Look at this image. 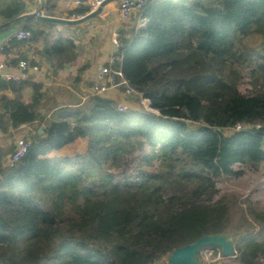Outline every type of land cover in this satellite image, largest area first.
I'll use <instances>...</instances> for the list:
<instances>
[{
  "label": "trees",
  "instance_id": "trees-1",
  "mask_svg": "<svg viewBox=\"0 0 264 264\" xmlns=\"http://www.w3.org/2000/svg\"><path fill=\"white\" fill-rule=\"evenodd\" d=\"M25 9L19 0L0 7V31L31 33L3 47L11 65L37 66L17 53L40 40L39 57L56 68L76 59L73 39L52 40L33 19L14 21ZM88 12L82 6L67 17ZM137 14L147 21L120 32L114 68L159 114L120 110L118 99L96 94L49 116L43 83L0 75V131L43 127L30 132L27 154L12 167L5 158L16 145L0 143V264H168L177 248L225 232L236 249L222 256L228 264H264V230L239 233L228 223L230 204L212 200L213 177L264 163V85L244 92L239 83L251 57L242 40L264 41V0H149ZM145 146L157 151L159 173L115 182L113 161Z\"/></svg>",
  "mask_w": 264,
  "mask_h": 264
},
{
  "label": "crops",
  "instance_id": "crops-1",
  "mask_svg": "<svg viewBox=\"0 0 264 264\" xmlns=\"http://www.w3.org/2000/svg\"><path fill=\"white\" fill-rule=\"evenodd\" d=\"M19 1L25 5L26 9L24 14L49 10L54 11L59 17L70 18L67 17V14L70 10L74 9L67 6L69 0ZM90 1L91 0H85L87 3L83 6H89ZM10 2H12V0H0V7ZM51 6L54 7L51 8ZM120 6V0H111L103 6L102 11L97 16L76 25L55 24L54 26H48L45 22L33 18V24H38L44 30L49 31L52 40L59 36H63L73 39L77 44L78 55L76 59L65 63L61 68H56L57 66L55 64L40 58V55L37 53L43 48V41L32 42L29 46H26V48L19 49V53L17 54L23 53L27 59L35 60L38 63L37 69H30L28 72L23 73L18 70L17 66L11 65L7 71L8 73L10 72L14 78L31 77L34 81L44 84L47 92V99L49 100V116L57 107H73L77 104L81 105L84 103L86 100H83L82 97L88 96L93 84L99 81L101 67L106 65L110 59L114 50V40L118 38L120 32L127 31L134 27L142 28L145 25L147 19L137 14V12L130 18L123 19L119 14ZM4 22V19L0 17V27ZM10 28L12 27L8 26L3 28L0 32ZM20 29H22V27ZM6 44H8L6 40H0V52L2 58L5 59H7V57L2 53V49ZM15 54L16 51H14L13 56H15ZM18 56L19 55H17V57ZM120 91V87H118L110 89L100 95L118 99L121 97L119 95ZM4 94L10 98L14 97L10 91H5ZM25 126L29 134L30 131L35 130L34 125H22L18 129L9 128V132L14 133ZM9 132L4 134L0 131L1 145H5L4 141L9 140L5 138L7 135H11ZM15 143L16 140L14 141V145Z\"/></svg>",
  "mask_w": 264,
  "mask_h": 264
},
{
  "label": "rangeland",
  "instance_id": "rangeland-1",
  "mask_svg": "<svg viewBox=\"0 0 264 264\" xmlns=\"http://www.w3.org/2000/svg\"><path fill=\"white\" fill-rule=\"evenodd\" d=\"M243 45L251 47L250 61L241 67L239 77L241 90L247 92L264 85V41L261 36L252 35L242 40L241 46ZM119 95L121 96L118 98L120 110H124L126 107L136 111L150 110V103L146 101L147 99L142 97L137 99L135 94L126 95V90H121ZM154 112L159 114L158 110L154 109ZM189 125L193 130L200 127L198 123H190ZM40 126L41 124L38 123L34 125V129ZM245 127L249 128L250 126ZM239 129L240 127L228 129L225 134L230 135ZM9 134L11 135L5 137L9 140L4 141L6 147L13 146L15 140L16 145L21 137L31 136L26 126L14 133L9 132ZM71 149V151L76 150V145H73ZM113 164L114 166L109 171L114 173L115 182L129 180L135 182L144 175L159 173L161 160L157 156V151L145 146L137 149L133 148L127 153L119 155L113 161ZM240 171V175L213 177L214 194L212 200L218 201L224 198L230 204L228 223L231 227L237 228L238 232L242 234H255L264 230V163L243 166ZM193 186L194 184H190L189 187ZM201 199L202 202H205L209 200V195H204ZM244 244V241H240V246L243 247ZM259 260L264 263L263 259ZM199 262V264H228L227 261L222 259L221 250L213 246H207L201 250Z\"/></svg>",
  "mask_w": 264,
  "mask_h": 264
},
{
  "label": "built area",
  "instance_id": "built-area-1",
  "mask_svg": "<svg viewBox=\"0 0 264 264\" xmlns=\"http://www.w3.org/2000/svg\"><path fill=\"white\" fill-rule=\"evenodd\" d=\"M103 1L104 0H91L89 3L90 11L96 10L102 4ZM86 3L87 2H85V0H69L67 2V6L75 9L82 7ZM148 3L149 0H120L121 6H120L119 14L123 19H128L131 17L133 13L143 10L148 5ZM83 16H84L83 14L74 13L73 15L70 16V19H78ZM30 37H31V33L29 31L17 28L16 31L12 34V37L8 39L7 42H9L12 39L28 41ZM121 47H122V41L119 38H116L114 40V50L113 53L111 54L110 59L108 60L106 65H103L101 67L99 74L100 76L99 81L93 84L88 96L82 97L83 100H86L90 96L107 92L110 89L118 88L122 85L126 86V95H131L135 92L134 89L128 85L127 80L124 79L120 70L114 68L116 54L117 52H119ZM10 66H11L10 60L2 58V54L0 52V75L7 78H12L13 75L10 74V72L9 73L7 72ZM17 68L21 72L25 73L28 72L30 69H37V66L31 67L28 60L22 59L19 60L17 64ZM150 110L154 112L151 106H150ZM238 127H240V129L242 128L241 126ZM30 144L31 143L26 136L18 139L15 150L5 158V164L9 167L14 166L27 154ZM209 253H211V251H209Z\"/></svg>",
  "mask_w": 264,
  "mask_h": 264
},
{
  "label": "water",
  "instance_id": "water-1",
  "mask_svg": "<svg viewBox=\"0 0 264 264\" xmlns=\"http://www.w3.org/2000/svg\"><path fill=\"white\" fill-rule=\"evenodd\" d=\"M111 0H104L102 4L94 11L89 12L78 19L62 18L59 17L54 11H35L31 13H26L19 16L16 20L21 19H37L39 21L45 22L48 26H54L55 24H65V25H76L90 20L91 18L97 16L101 11L103 6ZM7 25L6 23L3 26ZM16 27H12L8 30L0 32V40H8L12 37V34L16 31ZM218 132H221V128H217ZM39 133H43V127H40ZM213 246L221 250L222 256L228 257L236 254V249L233 240L232 232H225L219 234H208L204 235L192 243L186 244L180 248L174 250L167 258L169 264H199L198 255L204 247Z\"/></svg>",
  "mask_w": 264,
  "mask_h": 264
}]
</instances>
